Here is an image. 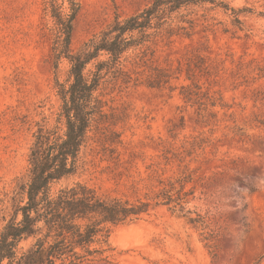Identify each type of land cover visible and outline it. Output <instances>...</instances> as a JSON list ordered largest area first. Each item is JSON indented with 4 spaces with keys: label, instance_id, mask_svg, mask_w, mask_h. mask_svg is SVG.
I'll return each instance as SVG.
<instances>
[{
    "label": "trees",
    "instance_id": "trees-1",
    "mask_svg": "<svg viewBox=\"0 0 264 264\" xmlns=\"http://www.w3.org/2000/svg\"><path fill=\"white\" fill-rule=\"evenodd\" d=\"M44 6L60 26L57 57L71 65L69 87L57 83L63 105L56 122L63 123L64 131L59 134L46 119L36 123L28 173L9 197L0 196V264H110L112 227L138 223L160 208L206 229V217L189 208L196 191L189 185L204 179L198 175L201 167L192 169L191 162L214 144L213 136L222 126L240 138L249 137L256 124L264 126V117L255 114L241 124L236 111V106L242 107L236 103L240 92L245 99L251 95L254 107L264 103V58L213 54L207 33L217 26L225 33L247 32L245 17H264V12L236 8L228 0H152L127 17L116 14L72 51L79 1L44 0ZM219 13L228 24L219 20ZM198 29L204 35L195 42ZM179 38L191 41L182 54L159 55ZM90 65L93 70L87 76ZM139 86L168 91L171 96L177 93L184 107L194 111L202 130L163 147L151 159L147 174L129 181L132 196L114 195L82 182L54 191V184L83 174L90 155L122 163L123 132L116 127L127 123L130 112L127 108L108 112L100 89ZM242 108L244 112L246 107ZM181 122L184 126V116ZM205 240L213 248L211 237Z\"/></svg>",
    "mask_w": 264,
    "mask_h": 264
},
{
    "label": "rangeland",
    "instance_id": "rangeland-1",
    "mask_svg": "<svg viewBox=\"0 0 264 264\" xmlns=\"http://www.w3.org/2000/svg\"><path fill=\"white\" fill-rule=\"evenodd\" d=\"M80 11L73 22L71 50L98 34L116 14L127 17L143 9L152 0H78ZM236 8L250 7L264 12V0H228ZM44 0H0V196L9 197L19 179L29 170V149L36 123L45 120L59 134L63 123L56 119L63 101L61 84L69 87L70 62L57 57L60 49V26L45 12ZM63 13L68 7L63 6ZM220 21L228 24L223 14ZM247 32L213 27L208 31L213 54L231 52L264 58V17H245ZM195 42L204 33L198 29ZM247 35V36H246ZM190 40L177 39L161 49L162 57L182 54ZM93 65L88 66L90 75ZM111 108H127L130 118L116 129L123 132L122 163L116 165L101 156H88L87 170L74 178L53 185L82 182L114 195L132 196L129 181L147 174L151 159L163 147L201 131L192 109H186L178 94L171 96L139 86L130 89H100ZM229 94L228 97H231ZM238 120L253 114L264 117V103L238 95ZM185 117V125L181 118ZM257 124L249 137L240 138L222 128L214 134V144L191 162L201 167L204 179L196 186L189 208L206 217L208 227L201 229L185 219L160 208L138 223L112 227L109 243L110 264H264V126ZM209 135V129H205ZM177 135L178 139L174 140ZM96 136L95 131L90 137ZM92 144V141L90 142ZM177 169V167L175 168ZM195 217V214L193 215ZM211 237L213 248H209ZM96 264H108L100 262Z\"/></svg>",
    "mask_w": 264,
    "mask_h": 264
}]
</instances>
